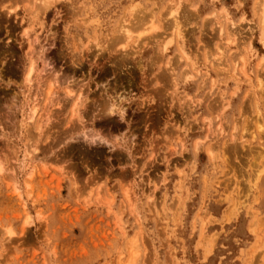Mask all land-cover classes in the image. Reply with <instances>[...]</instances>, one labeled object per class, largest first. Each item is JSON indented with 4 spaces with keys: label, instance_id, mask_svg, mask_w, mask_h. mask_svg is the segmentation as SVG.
<instances>
[{
    "label": "rangeland",
    "instance_id": "obj_1",
    "mask_svg": "<svg viewBox=\"0 0 264 264\" xmlns=\"http://www.w3.org/2000/svg\"><path fill=\"white\" fill-rule=\"evenodd\" d=\"M52 1L0 0V264H264V0Z\"/></svg>",
    "mask_w": 264,
    "mask_h": 264
},
{
    "label": "bare ground",
    "instance_id": "obj_2",
    "mask_svg": "<svg viewBox=\"0 0 264 264\" xmlns=\"http://www.w3.org/2000/svg\"><path fill=\"white\" fill-rule=\"evenodd\" d=\"M52 0H43V4H45V5H51V4H49L50 2H51ZM53 2V1H52ZM42 4V5H43ZM264 5V4H263ZM263 17V16H262ZM262 20H263V22L262 23H264V17L262 18ZM143 22H144V20H143ZM143 24V23H142ZM144 25H145V23H144ZM144 25H142V26H144ZM142 26H140L141 28H142ZM177 26L178 25H175V30H176V34L177 35H179V30H180V28L179 29H177ZM124 27V26H123ZM131 27V26H130ZM133 27V26H132ZM132 27L131 28H129V27H124L123 29H121L122 30V36H121V40H123V41H127V40H130L131 39V30L130 29H132ZM135 27V26H134ZM139 27V26H138ZM149 28H151V26L149 27ZM221 28V27H220ZM139 30H140V28H138ZM156 29V27L155 26H152V28L151 29H146V30H155ZM135 30L137 31V28H135ZM145 30V31H146ZM172 30H173V27H172ZM132 31H134V28L132 29ZM135 31V32H136ZM145 31H142V32H144V33H146ZM134 32V33H135ZM228 32V31H227ZM144 33H141V32H139L138 33V35H142V34H144ZM181 33V32H180ZM264 33V32H263ZM169 35V34H168ZM264 36V35H263ZM178 37V36H177ZM176 37V38H177ZM169 38H170V36H169ZM230 40V39H229ZM120 40L119 39H117V44H118V42H119ZM121 42V41H120ZM232 42V41H231ZM172 43V41H171V39H170V41H168L167 42V44H166V46H165V48H164V50H166L167 49V46H169L170 44ZM230 43V42H229ZM176 44V43H175ZM234 44V43H233ZM178 45V44H177ZM181 46V45H180ZM173 47V46H172ZM178 48H180V47H178ZM218 49V48H217ZM180 50V49H179ZM181 52V51H180ZM182 53V52H181ZM237 55V54H236ZM236 55L233 57V58H235L236 59ZM184 56H186L185 54H184ZM239 56V55H238ZM231 57V56H230ZM241 58V57H240ZM233 60V59H232ZM234 62V61H233ZM261 62V61H260ZM261 64V63H260ZM34 66H32V64H31V66L29 67V69H28V71H27V73H26V75H25V79H26V81H29V77H30V75L32 74V72H33V70H34V68H33ZM171 70V69H170ZM189 70V69H188ZM185 72V71H184ZM195 72V71H194ZM222 72V71H221ZM198 74V73H197ZM256 74V73H255ZM185 76L187 77V76H189V74H185ZM227 76V75H226ZM258 77V76H257ZM261 78H257V82L259 83V85L261 84V80H260ZM258 85V86H259ZM51 93V88H50V90H49V94ZM45 96H47V95H45ZM77 96V95H76ZM47 97H49V95L47 96ZM50 100V99H49ZM75 100V99H74ZM81 100V99H80ZM80 100H79V102H80ZM51 101V100H50ZM77 103V102H76ZM76 103H73L72 104V106H71V109H70V111H72V113H73V115H74V111H76L75 110V108H76ZM228 103V102H227ZM226 103V104H227ZM103 109L104 110H110L109 109V106L108 105H104L103 106ZM34 113H35V111L33 110L32 111V115H34ZM32 117V116H31ZM209 121H210V119H209ZM221 131V130H220ZM223 132V131H222ZM257 134V133H256ZM241 138H243V136L241 137ZM204 142V141H203ZM206 142V141H205ZM210 146V145H209ZM213 147V146H212ZM214 147H216V146H214ZM213 149L211 148V146L210 147H208L207 149H206V151H208L209 153H211V152H213V151H215V150H213ZM210 156H211V154H210ZM1 172H2V170H1V167H0V174H1ZM35 173V169H33V170H31L30 171V173H29V176H32L33 174ZM28 176V177H29ZM26 187H31L30 186V184L29 183H27L26 185H25ZM14 188V187H13ZM16 188V187H15ZM14 188V189H15ZM17 190V189H16ZM15 190V191H16ZM125 203L127 204V206H131L132 205V202H131V199L129 198V196H125ZM32 222L30 221V218H25V224H24V222H23V225H25V227L27 226L28 227V225L30 226V224H31ZM139 228V227H138ZM27 229V228H26ZM142 229V228H141ZM140 229V231L142 232V230ZM139 231V232H140ZM5 232H7V234L8 235H12L13 234V231L11 230V229H9V228H6L5 229ZM140 235V234H139Z\"/></svg>",
    "mask_w": 264,
    "mask_h": 264
}]
</instances>
